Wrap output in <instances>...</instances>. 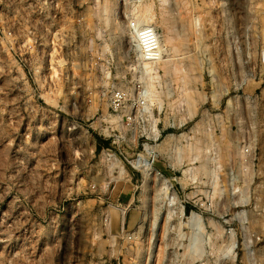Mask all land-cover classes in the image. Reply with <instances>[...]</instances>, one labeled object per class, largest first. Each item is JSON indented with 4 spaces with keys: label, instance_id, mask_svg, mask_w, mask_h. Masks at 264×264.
Returning a JSON list of instances; mask_svg holds the SVG:
<instances>
[{
    "label": "rangeland",
    "instance_id": "obj_1",
    "mask_svg": "<svg viewBox=\"0 0 264 264\" xmlns=\"http://www.w3.org/2000/svg\"><path fill=\"white\" fill-rule=\"evenodd\" d=\"M105 1L0 0V264H264V0H153L159 34L162 11L197 20L185 49L181 21L167 31L206 100L187 117L159 68L166 106L133 133L108 104L136 94L132 2L108 0L121 32Z\"/></svg>",
    "mask_w": 264,
    "mask_h": 264
},
{
    "label": "bare ground",
    "instance_id": "obj_2",
    "mask_svg": "<svg viewBox=\"0 0 264 264\" xmlns=\"http://www.w3.org/2000/svg\"><path fill=\"white\" fill-rule=\"evenodd\" d=\"M130 1L132 2V5H131L130 9L127 8V10L128 9L130 10V14H131V17L128 20V28L130 30L129 31L130 32L129 33L130 34V40L133 42V46H134L133 52H135L134 54H136L135 55L136 58L140 59V56H146L142 51L143 50L142 41H141V38L138 34V31L143 27L149 28L152 31V33L155 36H157L158 51L153 53L151 56H164L158 62H156L157 63L156 66L152 65L151 63L145 62V61H139L137 59L140 67L146 73L145 76H142L141 80L144 83V88L147 91L148 99H149L150 103H156L157 102L156 100H159V98H158L159 95L156 91L155 84H154V81H155L154 78H156V80L159 81V77L155 76L154 72L160 68L163 71L164 75L167 78H169V81L171 83H176V85H177L176 89L178 91V96H177L178 97V103L183 105V108L185 110L187 117L191 118L192 116H194L197 113L198 103L206 100V95L204 93L198 92L196 89H193L190 87L191 84L195 83V82H198L200 84L203 83L202 82V75L196 73L197 67L198 68L200 67L199 69L202 70L201 60H198V59L196 60V57L191 58L190 56H184L185 57L184 60L186 61V59H187V62L189 61V63L188 64L187 63L181 64L182 62H179L178 56H174V54L177 51H179V48L172 44V42H174V41H172L170 39V37L168 36L169 30H168L167 26H169V25H167V24H169L171 22L170 21L171 18L169 16L165 15V12H163V11H162V13L160 12L161 13L160 14L161 15L160 16V23L163 26V31L161 34H159L157 32V35H156V33H154V31H156V25H158V24H156V21H157L156 16L157 15H155L154 9H153V2L154 1L153 0H130ZM174 1H175L176 5L179 2V0L178 1L174 0ZM181 2L182 1H180V3ZM102 3H100V4H102ZM163 4H165V2H163ZM111 5L112 4H110L109 1L107 0L102 5H100L98 7V11H96V10L95 11L99 13L98 16L103 20V22L106 25L112 24L114 31L119 30V31L123 32L122 28L119 27L117 24H115V22H112L110 19V16H111L110 14L112 11ZM183 5H184V3H183ZM154 7H155V5H154ZM185 13H187V12H185ZM128 16H129V14H128ZM172 16H174V19H171V20H174L175 22H178L179 20L181 21V25H182L181 26V29H182L181 32L182 33L180 34V37L183 39L182 41L185 42V43L182 42V48L185 49L186 44H187V42H186L187 35H186V31L184 30V26L185 27L188 26L190 28H192V26H193V27L197 28V20L192 19L191 21H186V19H184V23H183V19L181 18V15H179V13L173 14ZM132 25H133V27H132ZM169 32H171V31H169ZM195 33H198V32L195 30ZM172 37H174V36H172ZM178 39H179V37H178ZM196 46L199 47V41L198 40L196 41ZM188 59H190V60H188ZM175 64H179V68L175 69V67H176ZM217 97H218L217 93H214L212 95V98H213V101L215 102V104H217V102L219 101V99L217 101ZM167 106H169V105H167ZM156 122L157 121L154 120V125L156 124ZM154 125H153V127H155ZM198 126L199 125H197L196 129H199ZM201 132H203V131L200 130L198 133L203 136V134ZM196 133H197V131H196ZM203 146H204L203 145V139L195 137L193 142L186 148V150L183 149L185 151L184 154L188 155L191 158V160L192 159L198 160V158H200V155H202ZM138 159H137V162H138ZM142 162H143V160H142ZM138 163H141V162H138ZM147 165H149V164H147ZM199 168L203 171L206 170V166L204 164H201ZM192 170L197 171V168L192 169ZM141 172H142V170H141ZM143 172L145 173L144 175H146L147 177L151 175L150 174V168L148 169V166L143 169ZM214 227H215L217 233L220 234L219 228L216 226H214ZM231 237H232V235H231ZM233 246H234V243L232 240L227 245V247H225V249L219 248V251L231 252Z\"/></svg>",
    "mask_w": 264,
    "mask_h": 264
},
{
    "label": "built area",
    "instance_id": "obj_3",
    "mask_svg": "<svg viewBox=\"0 0 264 264\" xmlns=\"http://www.w3.org/2000/svg\"><path fill=\"white\" fill-rule=\"evenodd\" d=\"M133 27V25H132ZM154 33L157 32L154 31ZM138 34L142 41V48L143 53L146 56H140L139 58H136L135 56V68L138 72L139 81H137L134 85V91L136 94L129 95L126 94L122 89H114L110 92L108 96V104H109V110L112 112L113 115H115L116 119L118 120V123H121V127L123 130L125 129L126 132L128 130L132 131L131 133L135 132L137 130V127L140 125H146L150 121V113L147 110L148 108H153L156 106V108L162 109L166 106L163 102H156V103H150L148 99L147 91L144 88V83L142 82V76H145V71L140 67L137 59L139 61H145L148 63H151L152 65H157L156 62H158L162 57L164 56H151L153 53L158 51V44H157V36H155L152 31L147 28L143 27L138 31ZM258 61L260 65L264 66V29L261 32V48L258 53ZM152 73V72H151ZM160 69H157L154 72L155 76H159ZM131 110H134V113H132ZM112 115L108 114L106 115V120L104 122L109 123L108 126L105 127V129H101L103 132L108 133L112 130V126H115L114 124L111 125ZM108 120V121H107ZM115 122V124H118ZM105 124V123H104ZM123 124V125H122ZM153 125L149 126L147 129L146 138L148 139V136H153ZM135 135H132L131 140L133 139ZM128 141H130L129 138H127ZM147 146V145H145ZM193 232L196 231L195 227H192Z\"/></svg>",
    "mask_w": 264,
    "mask_h": 264
}]
</instances>
